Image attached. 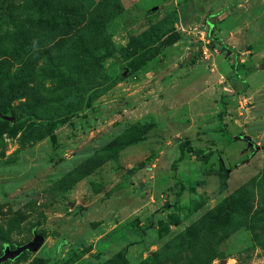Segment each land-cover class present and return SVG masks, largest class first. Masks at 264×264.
<instances>
[{"label": "rangeland", "instance_id": "rangeland-1", "mask_svg": "<svg viewBox=\"0 0 264 264\" xmlns=\"http://www.w3.org/2000/svg\"><path fill=\"white\" fill-rule=\"evenodd\" d=\"M35 233L0 264H264V0H0V255Z\"/></svg>", "mask_w": 264, "mask_h": 264}, {"label": "water", "instance_id": "water-1", "mask_svg": "<svg viewBox=\"0 0 264 264\" xmlns=\"http://www.w3.org/2000/svg\"><path fill=\"white\" fill-rule=\"evenodd\" d=\"M45 237L42 234L35 233L33 240L17 246L15 249H11L10 246H6L3 254L0 255V262L15 259L24 251H37L41 245L44 243Z\"/></svg>", "mask_w": 264, "mask_h": 264}, {"label": "trees", "instance_id": "trees-1", "mask_svg": "<svg viewBox=\"0 0 264 264\" xmlns=\"http://www.w3.org/2000/svg\"><path fill=\"white\" fill-rule=\"evenodd\" d=\"M179 148H180L181 153H180V156L177 159H175L172 163L173 170L176 169L177 163L183 158L185 151L193 153L194 155L196 154V156L199 157V159L204 160V161L208 160L210 156L214 153V151L211 149L210 150H205L201 148L194 149L193 147L185 146L184 144H180Z\"/></svg>", "mask_w": 264, "mask_h": 264}, {"label": "built area", "instance_id": "built-area-1", "mask_svg": "<svg viewBox=\"0 0 264 264\" xmlns=\"http://www.w3.org/2000/svg\"><path fill=\"white\" fill-rule=\"evenodd\" d=\"M210 39L211 38H210L209 34H207V33L205 34L203 31L200 32V35L198 37L199 42L203 43L204 45H210Z\"/></svg>", "mask_w": 264, "mask_h": 264}]
</instances>
